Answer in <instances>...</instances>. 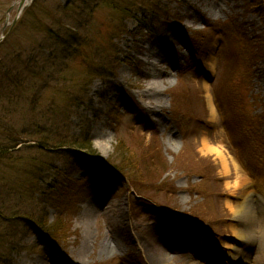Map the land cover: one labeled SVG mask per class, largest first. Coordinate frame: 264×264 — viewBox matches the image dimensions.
<instances>
[{
    "label": "rangeland",
    "instance_id": "374dc122",
    "mask_svg": "<svg viewBox=\"0 0 264 264\" xmlns=\"http://www.w3.org/2000/svg\"><path fill=\"white\" fill-rule=\"evenodd\" d=\"M141 1L0 0V264H73L85 231L84 264H150L158 222L222 248L228 203L264 206V0Z\"/></svg>",
    "mask_w": 264,
    "mask_h": 264
},
{
    "label": "bare ground",
    "instance_id": "6f19581e",
    "mask_svg": "<svg viewBox=\"0 0 264 264\" xmlns=\"http://www.w3.org/2000/svg\"><path fill=\"white\" fill-rule=\"evenodd\" d=\"M24 1V3L27 4L30 0ZM159 81L163 83L164 77L160 76ZM153 91V89H149L148 92L152 93ZM153 100L155 101V105H157L159 97L156 95L153 97ZM208 102L210 108V118L212 119L214 118V105L212 101H210V96ZM203 148L209 152H215V154L220 157L222 170L227 173V161L225 157L217 151V148L211 147L205 139L202 142V149ZM240 182H242V179L234 180V189L238 187ZM251 193L252 192H244V194L236 204L228 203L227 205L235 220L233 224L230 225L233 234L232 238L222 246V253L228 260V264H264V256H262V258L260 259H257V256L248 263H241V261H239V258L245 257L244 252H246V250L256 249L257 251H259V249H263L264 247V227L257 229L252 224V221H254V217L256 215H261L264 218V206H257L256 210V208L251 205ZM116 216V218H120L121 213H117ZM245 221H247V224L245 223ZM84 222L87 224V219ZM86 228L87 226H85V229ZM185 231L186 228L184 226L180 225L179 227H177L168 220L158 222L156 225V229H154L153 232L149 234V236L147 235V237H143L144 242L146 243V252L148 254L150 264L168 263L170 257H172L169 253L174 251V249L179 250L180 247L181 249H183V247L187 248L189 244H192L193 247L198 251L196 253L197 255L211 260L213 259L212 257H215V253L218 250L216 246H213L211 244L210 237L209 239H205V236L204 238H202L201 236L203 234L200 232H196L197 236L194 238L193 236L191 237V235L187 234ZM87 237V231H85L81 247L78 248L77 253H75L71 257L73 264H84L82 262V259L86 250V242L88 240ZM100 247V254L112 253L117 248H119V242L116 238H114V234H112L110 242H108L107 244L103 243ZM244 259V261H246V258Z\"/></svg>",
    "mask_w": 264,
    "mask_h": 264
},
{
    "label": "trees",
    "instance_id": "16d2710c",
    "mask_svg": "<svg viewBox=\"0 0 264 264\" xmlns=\"http://www.w3.org/2000/svg\"><path fill=\"white\" fill-rule=\"evenodd\" d=\"M140 5H141L142 8H143V6L148 7L149 9L148 8H146V9H148L149 11H151L150 13L152 15H154V16H157L159 14L157 12L158 9H157V4H156V1L155 0H152L151 2H148L146 0H142L141 3H140ZM129 10H130L129 8H123L121 10V15L123 17L128 16ZM144 10H145V7L143 8V11ZM191 47H192V44H191ZM15 142L12 143V144H10L9 146L10 147H14L16 145ZM49 142L50 141L45 140V141L41 142V144H44V145L50 144V145H52V147H62V146L75 147L77 149H80V150L85 151V154L86 155L90 156L91 158H94V151L92 150L91 145L89 144V142L87 141L86 138H84V139H78L77 141H65L64 140V141H59V142H56V143H54L52 141L50 143ZM47 235H48V239H51L52 238L49 233Z\"/></svg>",
    "mask_w": 264,
    "mask_h": 264
},
{
    "label": "water",
    "instance_id": "95a60500",
    "mask_svg": "<svg viewBox=\"0 0 264 264\" xmlns=\"http://www.w3.org/2000/svg\"><path fill=\"white\" fill-rule=\"evenodd\" d=\"M18 6H19L18 7V10H21V7L23 6L22 1L19 2V5Z\"/></svg>",
    "mask_w": 264,
    "mask_h": 264
}]
</instances>
